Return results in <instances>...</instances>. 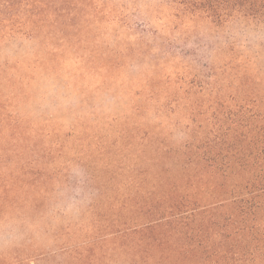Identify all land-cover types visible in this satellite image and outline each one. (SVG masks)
<instances>
[{"label":"rangeland","instance_id":"1","mask_svg":"<svg viewBox=\"0 0 264 264\" xmlns=\"http://www.w3.org/2000/svg\"><path fill=\"white\" fill-rule=\"evenodd\" d=\"M118 2L126 6L114 12L120 19L98 20L87 8L67 33L65 19L50 14L40 29L0 37V264H75L66 247L97 239L91 223L109 214L97 196V186L107 187L101 172L130 158L135 126L144 135L161 124L169 143L181 144L189 138L187 110L175 100L176 110L159 111L158 103L170 93L185 101L176 88L196 82L194 74L208 80L203 62L224 60L230 41L247 45L246 56L264 45V30L244 20L176 29L172 16L158 21L152 12L161 2L112 0L107 9ZM109 262L127 264L114 252Z\"/></svg>","mask_w":264,"mask_h":264},{"label":"trees","instance_id":"2","mask_svg":"<svg viewBox=\"0 0 264 264\" xmlns=\"http://www.w3.org/2000/svg\"><path fill=\"white\" fill-rule=\"evenodd\" d=\"M108 1L95 6L93 0H0V37L23 26L40 29L50 14L65 19L67 33L87 8L98 20L123 18L114 14L121 3L107 9ZM152 2H161L152 10L158 21L172 16L176 29L199 21L217 29L244 20L256 32L264 30V0ZM139 40L145 41L144 35ZM174 40L167 38L171 47ZM244 46L230 41L224 60L204 61L212 71L208 80L194 74L196 82L176 88L185 101L170 93L158 103L159 111L172 112L177 107L169 104L175 100L187 110V140L175 146L161 124L144 135L135 126L130 158H118L113 168L105 165L110 174L101 172L107 187L97 186V196L109 214L91 223L97 225V256L96 243L84 242L66 247L70 262L111 264L114 252L127 264H264V45L253 56L240 50ZM225 87L236 108L220 97ZM148 98L155 101L154 89Z\"/></svg>","mask_w":264,"mask_h":264}]
</instances>
